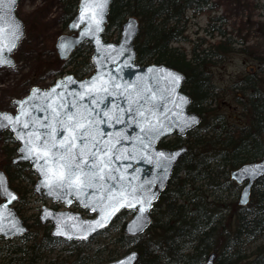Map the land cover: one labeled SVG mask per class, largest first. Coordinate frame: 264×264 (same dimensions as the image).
Instances as JSON below:
<instances>
[{
	"label": "trees",
	"instance_id": "16d2710c",
	"mask_svg": "<svg viewBox=\"0 0 264 264\" xmlns=\"http://www.w3.org/2000/svg\"><path fill=\"white\" fill-rule=\"evenodd\" d=\"M62 1L59 20L62 28H67L78 0ZM209 1L113 0L111 4L105 39L118 40L123 22L130 15L136 16L141 23L135 42L137 60L165 63L184 72L187 78L183 90L193 98L190 109L202 118L185 136L174 135L160 142L169 147L183 142L188 151L178 160L167 187L155 203L151 225L135 236L125 234L123 228L113 240L96 247V264L132 248L140 252L136 264H202L211 252L217 253L220 264H264V243L254 245L264 237V176L253 185L246 204L238 202L240 185L230 177L233 168L264 155V77L249 75L234 83L233 87L240 91L234 100L241 104L246 117L245 122H238L235 116L217 108V86L206 59L213 53L224 55L230 50L228 45L195 44L189 53L173 45L184 39L187 10H201ZM92 50V44L85 41L67 59L56 55V60L63 64L61 72H73L80 78L92 73ZM28 91L12 89L7 106ZM0 137L4 143L0 169L5 170L11 186L19 193L15 206L29 226L19 237L20 243L0 236V264H63L67 258L59 261L47 253L62 241L51 235V225L42 226L38 216L30 223L24 215L25 198L32 191L36 174L28 161L13 163L18 143L12 133L4 130ZM233 194L235 197L230 198ZM125 213L122 211L115 221ZM33 226H42L45 231L40 233ZM91 257L89 253L76 254L74 260L85 262Z\"/></svg>",
	"mask_w": 264,
	"mask_h": 264
},
{
	"label": "snow or ice",
	"instance_id": "6c2138e0",
	"mask_svg": "<svg viewBox=\"0 0 264 264\" xmlns=\"http://www.w3.org/2000/svg\"><path fill=\"white\" fill-rule=\"evenodd\" d=\"M16 2L0 0V66L14 65L11 54L23 37L22 23L13 13ZM110 4L111 0H80L78 16L71 27L81 29L79 37L91 38L97 45V53L103 50L104 59L115 66L119 57L128 51L127 47L122 45L119 50L113 45L105 47L98 35L103 31ZM136 27L130 20L127 34L131 35ZM76 43V39L62 37L58 44L60 53L65 54ZM97 63V75L79 82V89L71 87L77 81L69 76L47 90L33 88L24 100L14 101L18 107L15 115L0 113V129H10L14 133L22 145L18 149L20 159L31 162L41 177L36 190H46L48 196L68 204L75 199L97 214L94 219L84 220L73 214L57 215L45 209L42 218L54 219V235L68 240H87L107 227L122 209L136 213L129 231L141 232L149 222L147 214L157 199V194L151 190L155 179L137 184L136 178L121 168L122 161L135 158L127 149L124 155L120 154V146L127 136L120 130L106 132L103 126L113 129L125 124L139 126L141 135L136 139L143 150L141 158L155 163L166 177L180 152H156L152 150L153 142L174 126L184 131L199 122L195 116H185L174 122L175 114L170 116V109H159L158 101L164 97H158L152 87L141 83L122 84L112 72L100 71L104 65ZM120 70L115 68L117 72ZM148 72L153 74L150 79L157 83L163 81L168 86L165 91L174 108L181 109L182 105L190 103L189 98L176 95L175 90L183 79L180 74L156 67L149 68ZM109 97L113 98L111 106L102 107ZM117 98H123L127 107H121ZM257 175H264V164L246 166L239 173L240 177L249 179ZM248 195L245 191L242 203L247 202ZM0 198L4 201L0 204V233L22 232L23 228L8 210L18 197L10 190L3 174H0ZM135 259L136 254L132 253L117 264H133Z\"/></svg>",
	"mask_w": 264,
	"mask_h": 264
},
{
	"label": "rangeland",
	"instance_id": "374dc122",
	"mask_svg": "<svg viewBox=\"0 0 264 264\" xmlns=\"http://www.w3.org/2000/svg\"><path fill=\"white\" fill-rule=\"evenodd\" d=\"M62 6V0H20L17 11L26 21V33L14 52L16 64L0 67V109H15L13 105L7 106L12 98V89L25 92L33 85L47 86L63 74V64L56 60L58 54L55 47L59 32H67V28H62L59 20ZM220 42L226 43L230 50L224 55L213 53L206 57L209 60L208 70L217 86L216 105L219 110H225L235 116L238 122H245L241 104L234 100L235 94L240 91L233 85L249 75L254 78L264 77V0H210L201 10L189 9L186 12L184 39L175 41L173 45L189 53L195 44L205 47L207 44ZM3 144L0 137V159L3 156ZM241 189L242 186L238 187L237 193H240ZM234 197L233 194L230 198ZM25 200L24 215L30 223L36 220L42 204L64 207L63 203L38 196L33 191L26 195ZM70 208L91 216L78 205H72ZM131 215L132 213L127 211L105 232L88 240L78 241L77 244L62 240L55 250L47 252L48 256L59 261L67 258L68 261H63V264H96L99 257L94 256L95 248L113 240ZM42 226H33L32 229L42 233L45 231ZM14 239V243L22 242L19 237ZM259 243H264V237L254 245ZM88 253L93 257L87 261L74 260L76 254L81 256Z\"/></svg>",
	"mask_w": 264,
	"mask_h": 264
},
{
	"label": "water",
	"instance_id": "95a60500",
	"mask_svg": "<svg viewBox=\"0 0 264 264\" xmlns=\"http://www.w3.org/2000/svg\"><path fill=\"white\" fill-rule=\"evenodd\" d=\"M19 1L20 0H17V2L15 3V5L13 7V13H14V16L17 18L18 22L22 23L23 36H24V34H25V23H24V20L16 12V7H17ZM112 2H113V0H111V4H112ZM111 4H110V7H111ZM79 5H80V0L78 1L77 11H76L75 15L73 16V18L70 20V22L68 24L69 30L73 31V33H62V34H60L57 37V39H56V44L55 45H56V49H57L58 55L61 58L65 59V58H68L72 54L74 49L78 45H80L82 42H84L86 40L91 42V44L93 46V52H92L91 60H92L93 65H94V71L90 75H88V76H86L84 78H79L72 72L67 73V74H65L63 76L58 77L48 87H42V86L35 85V86H33L30 89V91L25 96L20 97V98H14L12 100V104L15 106V111L0 109V113H10V114L15 115L18 112V107L14 104V101L24 100L26 97H28L30 95L31 90L33 88H39V89H42V90H47V89L51 88L52 86H54L55 82L63 80L65 78L69 77V76H71L75 81H77V83L74 84V85H71V87L75 88V89H79V82L88 81L93 76L97 75V72H98V63L97 62L99 61L100 64L104 65V67L102 69H100V71L112 72L113 75H115L117 77L118 81L120 83H122V84L136 85L137 83H141V84L148 85V86L152 87L156 91L158 97H160V96L164 97L163 99H160L158 101L159 109H161V110L170 109L171 110L170 116L173 113L175 114V116L173 117V121L174 122L178 121L179 119H182L185 116H195L197 118V120L199 121L195 125V126H197L200 123L201 114H199L197 111L190 110V104L192 102V96H191L190 93H188V92L183 90V83L186 80V74L184 72L172 67V66H169V65L165 64V63H157V62L141 63V62L137 61V50H136V47H135V41H136V38H137L139 30H140V22H139L138 18L135 17V16H129L126 19V21L121 26V36H120L119 41H108V40H106L104 38V34H103L104 30L106 28V24L108 22V14H109V12H108V14L106 16V19H105V23L102 25L103 31L98 34L99 38H100V41H101V44L103 46H105V47L107 45H113L117 50H119L120 46L123 45V46H126L127 49H128V51L124 54V56L119 57V59L117 61V64L114 66V65H112L111 63H109L108 61H106L104 59L103 50L101 51V53H97V45L95 44V42L91 38H87V37L86 38H80L79 37V32L81 31V29H73L71 27V25L75 22L76 17L78 16ZM109 11H110V9H109ZM130 20L133 21L137 25V27H136L135 31L131 35H128L127 34V25H128V22ZM62 37H64V38H73V39H76L78 41V43L73 45L63 55L60 53L59 48H58V44H59V42H60ZM129 56H130V60H129ZM11 59L13 60V62L15 64V58L13 56V53L11 54ZM152 67L164 68V69H166L168 71L180 74L183 77V79L180 82L179 87L176 88V90H175L176 95L184 96V97L189 98L190 99V103H188L187 105H182L181 109L174 108L172 102H170L169 99L167 98V92L165 91V89L168 86L163 81H160L159 83H157L155 80L150 79V77H152L153 74L149 73L148 69L152 68ZM115 68H120L121 70L119 72H117V71H115ZM138 77L143 78V80L142 81H138V79H137ZM112 99H113L112 97H109L108 100L105 101V105H102V107H104V106H109L110 107ZM116 102L119 103L121 107H127V105L124 102L123 98H117ZM38 115H39V113H38ZM125 119H127V117H125ZM195 126H193L191 128H188V129H186L184 131H180L179 128L174 126L170 132H167L166 134L161 135L157 140H155L153 142L152 150H154L156 152H160V151L165 152V153L180 152V156H178L177 159L171 164L166 177L164 176L162 170L155 166V163H149L146 158H141V153L143 152V150L139 147V142L136 139L138 136L141 135L139 126H137L136 124H125V125H117L115 129L109 128L107 126H103L104 130L106 132H114L116 130H120V131H123V133L127 136V139L124 140L122 145L120 146V154L124 155L125 154L124 149H127V152L131 153L135 158L134 159H130V160L122 161V163H121L122 170L126 169V174L135 177L136 178L135 183H137V184L144 183L146 181H150V180H154V179L156 180V183H154L151 186V190L157 194V199L153 201L152 208H153L155 202L160 197L161 193L167 187V185L169 183V180L171 178V175L173 173V170H174L178 160L188 151L187 144H183V145L178 146V147H166V146H160L159 145L160 141L164 137H166L168 135H171L173 133H177V134H179L181 136H184V135L187 134V132L190 129L194 128ZM4 130H6V129H0V132H2ZM11 133H12V131H11ZM12 135H13V137L15 139L14 133H12ZM17 142H18V148H17V155L13 158V162L14 163H16L18 161H25V160L20 159V153H19L18 149L22 145H21V143L19 141H17ZM148 154L150 155L151 151ZM29 163L31 164V162H29ZM255 164H264V155L262 157L256 159V160L245 162V163L241 164L240 166H238L236 168H233L231 170V172H230V177L236 183L243 184L242 190L240 191V195H239V203L240 204L242 203L241 200H242V197H243V194H244L245 191H247L249 193V195L247 197V202L249 201L250 195H251V189H252L253 185L255 184V182L258 179H260L261 177L264 176V175H257L256 177L251 178V179L239 176V173H240L241 169H243L246 166L255 165ZM129 165H130V167H129ZM31 168L37 175V179H36V181L33 184V192L36 193L39 196H45V197L51 198V200H53L55 202L60 201V202H62L65 205V207L61 208V209L60 208H55V207L50 206L48 204H43L41 206V210H40V213H39V219H40L42 224H45L47 222L51 223V225H52L51 235L52 236L59 237V238H62L64 240H68V239H66L64 237H60V236L54 235V233H55V221H54V219L51 218V217H48L47 219L42 218L44 216V210L45 209H47V210H49V211H51L53 213H56L57 215L60 214V213L73 214V215L79 216L81 219H84V220H89V219L96 218L97 214L90 212L88 209H86V210H88L92 214L91 216H85L82 213V211H80V210L71 209L70 206H72L74 204H77L80 208L85 209L75 199L72 200L71 204H68L64 200H56V199L48 196L46 194V190L37 191L36 190L37 189V185L39 184V181H40L41 177L33 169L32 165H31ZM0 174L4 175V177L6 178V180L8 182L10 190L13 191L17 195V197L19 198V193L11 186L10 180H9V177H8L7 173L3 169H0ZM158 177H163V179L162 180L157 179ZM15 201H13L8 206V210H10L13 213L15 219L19 222V225L23 228V231L19 232V233H12V234H7V235L4 234V233H0L1 236H3L4 238H7V239H10V238H13V237H16V236H22V235L25 234V232L28 231V225L26 224V222L24 221V218L20 215V213L18 212L17 208L14 205ZM2 203H4L3 199L0 201V204H2ZM246 203H242V204H246ZM152 208L149 211V213L147 214L149 222L146 224V226L144 227L143 231L138 232V233L129 231V227L133 224V221L135 220L136 213L133 212L132 210H129V209H122L121 211H123V210L132 211L131 217L125 222V225H124L125 234L131 235V236H135V235L144 233L147 230V228L150 226L151 222H152V215H151ZM8 210H5V214H7ZM120 212H118L115 216H113L111 218V220H110V222H109L107 227L98 230L96 233H93L92 235L89 236L88 239L92 238L93 236H95L99 232H102L105 229L109 228L112 225V223L114 222L115 218L120 214ZM72 240L85 241V240H80V239H75V238L72 239ZM68 241H71V240H68ZM132 253L136 254V259L133 261V264H136L137 261L139 260V257H140V252L136 248H132V249L126 251L125 253H123L122 255H120V256H118V257H116L114 259L108 260V261H106V262H104L102 264H117V261L124 259L125 257L129 256ZM202 264H220L217 261V253L216 252H211L208 255L207 259Z\"/></svg>",
	"mask_w": 264,
	"mask_h": 264
}]
</instances>
